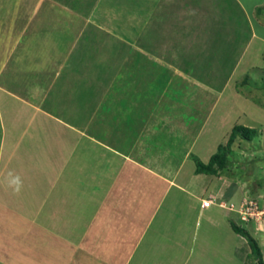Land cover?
<instances>
[{"label": "rangeland", "instance_id": "obj_1", "mask_svg": "<svg viewBox=\"0 0 264 264\" xmlns=\"http://www.w3.org/2000/svg\"><path fill=\"white\" fill-rule=\"evenodd\" d=\"M55 4L54 10L40 8L39 14L33 18V26L39 33L30 34L27 28L11 43L9 40L6 49L0 53V85L24 99V104L18 102L13 107L8 98L3 97L7 109L0 108V142L3 131L8 134L0 179L4 177L8 181L5 185L9 186L11 179L19 176L24 184L19 194H10L0 185V193L2 189L3 196L12 200L4 205L5 217L0 212V220L5 221L2 226L5 231L11 226L17 233L14 236L18 237L16 241L10 240L12 245H3L0 264H8L7 261L13 260L9 256L15 254L18 258L13 262H23V256L28 254L25 258L33 259L34 264H259L250 260V246L244 236L235 234L231 229L230 218L245 225L259 241L264 260V47L259 46L264 43L257 40L256 46L244 54L241 47L237 49L239 44L236 43L237 47L232 45V53H236L237 57L243 54L244 59L235 61L237 57L231 55L232 64L219 67L216 65L219 60L225 62L228 59L221 56L230 44L221 31L217 33L218 18H214V23L212 16L209 44L207 34H194V41L199 37L197 43H187L181 49L182 64L175 65L171 61L173 59L166 58L163 65H158L162 67L160 76L154 74L159 68L155 65L144 70L146 72L150 67L149 73L153 75L148 79L151 91L145 101L151 110L163 115L170 110L175 112L177 105L213 106L212 112L207 109L204 113L200 131L195 133L194 140L198 144L195 155L203 161H208L219 144L227 143L236 124L257 130L251 141L242 138L234 141L229 154L230 164L220 179L207 174L194 177L199 179V184L204 183V179L210 184V190L217 184L220 189L216 195L223 198L218 202L226 205V208L218 205L207 209L197 221L196 211L191 213L188 208L190 195L178 187L181 183V186L186 183L192 185L188 178L184 179L185 173L180 177L169 173L166 178H161L162 173L157 172L151 177L141 175L136 179L139 186L127 183L128 171L120 168L123 177L118 174L113 160L118 159L115 151L95 140V137L104 136L107 144L108 141L110 143L111 138L117 136V118L126 117V114H115V108V115L108 114V101L115 98L113 102H117L118 99L115 90L122 95L118 102L131 110L136 107L135 100H139L134 92L138 91L139 85H143L142 82H137L132 73L126 77L119 75L128 67L124 64L127 62L126 53L122 54L121 47L117 52L110 43V40L121 39V44H133L135 40H131L126 32L121 33L120 27L119 35L105 31L95 34L97 40L103 38L98 54L95 51V59L79 44L74 46L71 43V39L78 38V35L72 32L66 34L67 26L73 25L64 9L66 0H56ZM253 17L264 24V7L258 9ZM52 23L56 30L53 35L60 38L61 48L55 56L57 63L53 58V61L47 59L45 52L50 45V34L45 33L44 26L48 25L50 29ZM118 23L120 25L121 21L118 20ZM109 28L114 29V26ZM164 36L157 39L158 44H166ZM136 40L135 43L142 48L143 42L138 41L139 37ZM174 51L173 46L171 51L165 52L169 55ZM156 52L151 56L164 59L162 50ZM199 54L203 58L198 62L200 66L193 63V58L201 57ZM124 59L125 62L121 63ZM22 62L25 63L22 65ZM119 62L123 66H116ZM138 68L133 69L137 75ZM175 70L183 73L182 77L173 76ZM221 72L224 74L221 75ZM160 92L162 95L155 98ZM191 99L193 104L189 102ZM100 100L106 104L98 107L95 113ZM99 109H102L101 112H98ZM161 114L159 117L162 120L159 121H163L161 124L164 126L168 121L164 122ZM128 115L135 116L132 113ZM2 122H6L4 130ZM171 143L174 144V140ZM155 160L153 164L157 167L158 159ZM145 164L148 165V162ZM147 165L146 170L150 169ZM144 182L148 183L147 186L141 187ZM25 184L26 189L30 188L27 192ZM157 189L165 196L161 198L163 204L159 205L161 211L169 215L176 209L175 219L182 215V221L179 218L175 227L163 226L165 232L161 233L163 229L159 230L158 226L160 219L152 218L148 226L152 232L147 236L131 232V227L135 226L130 222L134 214H142V207L148 211L152 206L153 214L156 198L159 197L154 193ZM224 193L229 198L223 197ZM178 199L182 200L179 204ZM204 199L206 197L201 201ZM244 200L259 206L245 219L240 213ZM214 203L212 198V206ZM128 207L134 212L132 216ZM140 227L138 225L139 230Z\"/></svg>", "mask_w": 264, "mask_h": 264}, {"label": "crops", "instance_id": "obj_2", "mask_svg": "<svg viewBox=\"0 0 264 264\" xmlns=\"http://www.w3.org/2000/svg\"><path fill=\"white\" fill-rule=\"evenodd\" d=\"M55 1L56 0H0V53L4 49H6V45L8 44L9 40L11 43L14 37L22 35L27 28L31 31L30 34L39 33V31H36L38 29L33 26L32 20L39 14V10L42 7L43 9H45L46 7L47 10H54V7L56 5ZM262 7H264V0H66V6H64V9L66 10L65 12L70 18L69 20L72 19L73 21V25L71 27L67 26L69 29L66 30V34H70L72 32L74 35L76 34L79 36L78 38L75 37V39H71V43H73L74 46H76V44H79L82 50L85 49L86 52L90 56H93V58L95 59L97 58L96 54H98L97 52L99 48H101L98 47L100 46L99 43L103 39L101 38L97 40L95 34H103V32L105 31L106 33L108 32L110 34L119 35L120 32H126L129 37H132L131 40L137 41L136 38L139 37L138 41L140 43L143 42V47L141 48L135 43V41H132L133 44H130L128 42H123L121 44V39H117L114 41L110 40V43H112L111 47L113 49L118 52V49H120L121 47L123 50L122 54L126 53L125 59L127 60V62H125L124 59V61L121 63L125 62L124 64H126L128 67L127 70L123 73H119L117 69L119 75L121 74V76L126 77L128 74L132 73L134 74L133 76H135L134 78L137 79V82H142L143 85H139L138 91L134 92L139 100H135L134 104L136 107L132 108L133 111L131 110V108H127L126 105L123 106V104H120L118 102V100L120 99L119 97H122V95H118L116 90L114 89L116 93L115 97H118V99L117 102H113L115 98H112L111 101L109 100L110 102L108 101V114L115 115L117 113H120L126 114V117L117 118V122L119 124V127L117 129V136L115 139L111 138L110 143L108 141L107 144V140H104V136L95 137V140L98 142V144H101V146H108L115 151V155L117 156L116 158L118 159L113 160L114 162H116L118 171L120 168L126 169L128 171L126 172V178L128 181L127 183L133 182L137 185L136 179H139L141 175L142 177H151L153 175L152 173L157 172L162 173L161 178H164L169 173H176L178 175L177 177L183 176L185 173L184 179L187 180L188 178L192 185L188 186V183H186L184 186H181L183 185V183H181L178 187L182 189L181 191L184 190L183 192H186V194L190 195H188L190 198V201H188V203L190 204L188 205V208L191 213L193 211H196L195 218H197V221H199V218L200 216H202L204 211H207V209L214 206H218L215 204L220 199H223L218 198V195H216V193L220 189L217 184L212 187V190H210V184L206 183L204 179L202 180L204 181V183L201 182V184L198 183L199 179H194L195 176H200V174H196L195 172V165L192 159L193 155L198 152V144L197 141L194 140L195 135L200 131L199 125H202L201 123L203 122L202 117L204 113L208 111L207 109H209V112H212L213 106H207L208 108L198 106V108L193 106L181 107L177 105L176 110H174L175 112H172V110H170V112L167 114L162 115L160 113L164 117V122L167 123L168 121V125L164 124V126H162L161 123L163 121H159V119H161V117H159L160 114L157 111H153V109L151 110L149 104L145 103L148 96H150L151 91L148 79L152 78L153 75L149 73V71L151 70L150 67L148 71H146L147 73L144 72V70H146L147 66L152 67L155 65L159 67L158 65H163V61L166 58L173 59L171 61L175 65L182 64L181 57L183 56V54L181 52V49L182 47H186V45H188L189 43H197L199 37L196 38V41H194L192 39L194 34L198 35L200 32H203L202 34H207L206 41L207 44H209L210 38L212 36L209 30V26L212 27V20L210 18L212 16L213 20L214 18H218L216 20V27L219 30L217 33L219 34V32L221 31V35H223V38L225 40L227 39L230 44L228 50L226 52L223 51L224 56H221L227 57L228 59H226L225 62L223 60H219L218 64L216 65H218L219 67L225 66L226 63H230L231 65V55L233 56L236 54L232 53V45L237 47V44H239L237 49L241 47V52H243L244 54L245 51L253 49L256 46L257 40L260 43H264V24H262L259 19L253 17L257 10H260ZM222 17L224 19L220 21L219 18ZM69 20L66 21V23H68ZM118 20L121 21V26L119 25ZM113 26L114 29L109 28ZM44 27L46 28L44 29L45 33H47L48 35L50 34V45H48L47 49L45 48L46 58L50 60L51 58H53L55 63H57L58 60H55V56L58 48H61L58 42L60 38L59 36L56 37L53 35L56 33V30L53 27V23L50 29L48 28V25H45ZM118 27H120V32L118 30ZM138 34L140 36L135 37V35ZM163 35H165L164 39L166 41V44H158L157 39L163 37ZM80 36H82V38ZM117 37L119 38V36H116V38ZM53 41L57 42L54 43ZM173 46L175 50L174 53L167 55V52L165 51H171ZM259 46L264 47V45L262 44ZM259 46H257V48H259ZM36 47H38V45ZM156 50L163 51L162 55L164 56V59L158 60L157 57L151 56L152 53L156 52ZM91 51L92 53L90 54ZM243 54L239 55L238 57L235 55L237 57L235 61L240 60L242 57L244 59L245 56H243ZM199 56L201 55L199 54ZM29 57L30 56H26L25 58ZM119 57L120 56L117 57L116 63H118ZM112 59H116V56L115 58L112 57ZM193 59H195L193 63L198 66H200L198 64L199 60H203L202 56ZM87 60L90 61V58H88ZM151 60H153V62H151ZM24 63L25 62H22V65ZM18 64L19 63H17V65ZM118 65L123 66L120 64V62L116 66ZM136 66H139L138 75L137 73H135V71H133L134 67ZM201 66L203 65L201 64ZM161 69L162 67H159L158 72H155L154 74L160 76ZM182 74L183 73L175 70L173 76H177L176 78H178V76L182 77ZM220 74L223 75L224 72H221ZM129 81L131 82V80ZM161 92H163V90ZM161 92L157 93L155 95V98H158L160 95H162ZM3 97L8 98L9 103L12 106L14 105L13 107H15V103L17 104L18 102L20 103V105L24 104L23 97L9 92L6 88L0 85V108L4 107V109H7L5 107L6 101L5 99H3ZM103 102L104 100L99 101L97 107H95V113L98 107H102L103 104H106L105 102ZM189 102L193 104L192 99L189 100ZM29 106L32 105L30 104ZM140 106L141 108H139ZM7 107H9L8 104ZM63 107L66 108V104H63ZM31 108L34 109L35 107ZM114 108L116 110H114ZM35 110L39 112L38 109L35 108ZM101 110L99 109L98 112H101ZM113 110L115 111V114ZM155 110L158 109L156 108ZM62 111L66 112V109H62ZM12 112H15L14 108H12ZM129 113H132L133 115L135 114V116L130 117L128 115ZM5 125L6 122L1 123L3 130L6 127ZM7 137V132L3 131L0 142V171L2 170L3 162H5L4 156L6 155V145L8 141ZM10 140H12V138ZM173 140L175 142L174 144L171 143ZM155 157L158 159L157 167H154L153 164L154 162H156ZM147 162L148 165L145 164ZM146 165L147 167L149 166L150 169L146 170ZM13 166H16V164ZM121 172L119 171L118 174L123 177V173ZM96 173L98 172L96 171ZM136 173H138V176H136ZM4 175L5 174L3 173V176ZM129 176L132 177L129 179ZM26 178L29 179V176H27ZM217 178L220 179L221 176H218ZM0 182L3 190L5 188L6 190L10 191V194L14 193L13 188L5 185L8 181L4 177L3 179H0ZM146 183L147 182H144L140 186L145 187V185L147 186L148 184ZM26 186L27 185L25 184V189ZM203 186H205V188L202 189ZM148 187L150 188V186ZM158 189L154 193L159 194L158 196L160 198H156L157 203L154 204L155 210L152 215V206L148 211H145L142 207L141 209L143 212L141 211L142 214L140 213V215L134 214L130 207H128V211L131 213V216L132 212L135 215V217L130 222L133 224V226H135V228L130 226L131 232H134L136 234L137 232L142 233L143 237L147 236L148 233L152 232L151 228L148 227L151 225L150 223L152 218L156 220L157 218L160 219L161 222L159 223H161V225L158 223L159 230L165 225H172L173 227H175L174 224H178L179 218L181 220L182 215L178 217V220L175 219L177 217L176 209H174V212L169 215H165L164 211H161L159 205L161 203L163 204V200L161 201V198H164L165 196H162L160 192H157ZM3 190L1 189L0 193V212L3 214V217H5L4 213L6 214V211H4V205L9 204L12 200L3 196ZM29 190L30 188L28 187L25 192ZM159 191L163 192L160 189ZM234 193L235 191H233V194ZM225 194L226 193L223 194V197L229 198L228 194ZM232 195H230V197H232ZM201 197L202 199L205 197L206 199L214 198V205L209 208L202 207ZM185 198L186 195L184 196V199ZM180 201L182 200L178 199V204ZM169 209L171 208L169 207ZM145 220H150V222H145ZM6 221L8 222V219ZM2 223H5V221L0 220V238L3 239L0 240V253L3 245H12L10 240L16 241L18 239L17 236H14V234L17 233H14L12 227L10 226V230L5 231ZM138 225H141L140 230L138 228ZM166 231L168 232L170 230ZM160 232H165V230L163 229ZM8 235H10V238H7ZM15 255L9 256L13 260L7 261L8 264H34L35 262L31 258H25L26 256H28V254H25L26 256H23L22 258L23 262L17 261L15 263L13 261L18 258Z\"/></svg>", "mask_w": 264, "mask_h": 264}, {"label": "trees", "instance_id": "obj_3", "mask_svg": "<svg viewBox=\"0 0 264 264\" xmlns=\"http://www.w3.org/2000/svg\"><path fill=\"white\" fill-rule=\"evenodd\" d=\"M247 79H245L246 81ZM257 133L256 128L249 127L243 124H236L228 138L226 144H219L218 149L213 153L207 162L203 161L197 155H193V163L195 165L196 174H209L213 176H221L225 169L228 168L230 164V153L231 146L237 138H242L243 140L251 141L255 138ZM231 229L241 236H244L250 246L251 252L249 254L250 260L258 261L259 264H264L263 252L259 241L251 234L249 229L245 225L239 223L234 218H230Z\"/></svg>", "mask_w": 264, "mask_h": 264}, {"label": "built area", "instance_id": "obj_4", "mask_svg": "<svg viewBox=\"0 0 264 264\" xmlns=\"http://www.w3.org/2000/svg\"><path fill=\"white\" fill-rule=\"evenodd\" d=\"M211 204H212L211 199H204L202 202V207L206 208V207H209ZM256 205H258V204L255 202H249L248 200L242 201L241 206L243 209L240 210L242 217L245 219V218H247V215H249V213L251 211H253L254 208L259 209V206H256Z\"/></svg>", "mask_w": 264, "mask_h": 264}, {"label": "clouds", "instance_id": "obj_5", "mask_svg": "<svg viewBox=\"0 0 264 264\" xmlns=\"http://www.w3.org/2000/svg\"><path fill=\"white\" fill-rule=\"evenodd\" d=\"M9 186L13 188L14 193L19 194V192L22 189V181H21L20 177L15 176L14 178H12ZM208 199H210V198H208ZM211 200H212V198H211ZM216 204L220 205L221 207L226 208V205H224L223 203H222L223 205H221V202H217ZM211 206H212V204L209 207H211ZM209 207H206V208H209Z\"/></svg>", "mask_w": 264, "mask_h": 264}]
</instances>
